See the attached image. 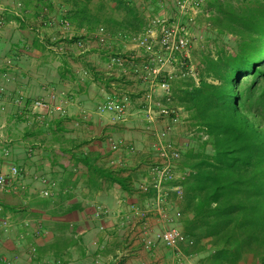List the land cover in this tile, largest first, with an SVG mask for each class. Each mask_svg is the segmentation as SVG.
Here are the masks:
<instances>
[{
    "label": "crops",
    "instance_id": "1",
    "mask_svg": "<svg viewBox=\"0 0 264 264\" xmlns=\"http://www.w3.org/2000/svg\"><path fill=\"white\" fill-rule=\"evenodd\" d=\"M57 1L3 0L2 4L0 137L10 139L9 144H3L10 154L3 156L0 144V172L7 173L10 165L20 172L16 191L0 190V221L9 223L7 229L0 227V264H35L45 258H55L60 264H98L100 258V264H111L117 256L124 264H178L162 245L153 252L144 251L136 239L135 224L125 221L130 216L129 204L145 207L150 199L139 193L135 184L151 178L149 167L156 157L150 140L155 142V137L145 119L146 83L132 70L124 72L110 65L109 60L111 56H134L142 70L144 54L119 40H110L108 46L98 45L88 33L100 26L92 31L78 28L70 20L76 8L64 0ZM142 3L138 9L147 14L151 7ZM89 8L93 10L92 5ZM201 17L198 14L197 24L191 26L193 37ZM51 18L66 19L70 32L60 24L43 26L42 21ZM51 38L56 41L52 43ZM201 39L202 47L210 45L206 36ZM80 40L84 47L77 49L75 42ZM192 58L191 54V62ZM189 80L177 77L172 88ZM52 94L57 100L51 103L63 105L64 114L55 113L47 125L24 118L32 101H50ZM107 96L127 99L125 121L114 122L112 113L95 112ZM155 99L164 101L161 92ZM187 117L184 111L173 127V140L189 141L193 128ZM182 125L188 130L180 137L176 129ZM111 140L120 145L116 151L109 148ZM80 157L85 161L78 163ZM111 161L121 162L122 167L112 169ZM86 163L112 172L125 182L129 192L118 183L105 182L99 189L92 186ZM41 177L54 185L41 183ZM44 189L51 191L49 198L40 197ZM96 205L109 209L110 216L94 220ZM149 222L152 231L160 229L155 218ZM38 226L46 231L41 238L34 237ZM31 246L36 248V258L28 260ZM16 255L18 260L14 259ZM185 264H197L196 257L188 256Z\"/></svg>",
    "mask_w": 264,
    "mask_h": 264
},
{
    "label": "trees",
    "instance_id": "2",
    "mask_svg": "<svg viewBox=\"0 0 264 264\" xmlns=\"http://www.w3.org/2000/svg\"><path fill=\"white\" fill-rule=\"evenodd\" d=\"M93 1L64 0L76 8L70 20L78 28L130 37L148 22L131 0ZM207 10L210 45L200 52L198 82L172 88L193 128L179 161V227L188 240L180 247L197 264H264V0H208ZM84 165L97 189L127 188L112 172Z\"/></svg>",
    "mask_w": 264,
    "mask_h": 264
},
{
    "label": "built area",
    "instance_id": "3",
    "mask_svg": "<svg viewBox=\"0 0 264 264\" xmlns=\"http://www.w3.org/2000/svg\"><path fill=\"white\" fill-rule=\"evenodd\" d=\"M58 3L57 0H51ZM144 5L163 11L166 8L167 0H142ZM175 14L173 17L166 16L163 13L150 16L143 31L135 36L123 37L121 35H111L103 27L96 31L88 33L96 39L98 45L108 46L110 40H119L129 43L135 48L140 49L145 58V65L141 70L134 62L135 57L111 56L109 64L120 67L124 72L132 70L134 76L146 83V117L149 124L148 129L155 137L153 145L155 151V161L149 167L150 180H140L135 184L139 193L147 194L151 190L153 196L148 199L145 207L129 204L130 216L125 221L129 225L135 224V236L146 252H153L157 245H162L164 252L174 259L178 264H185L188 256L182 251L180 245L188 243L187 238L178 227L182 218L181 207L184 202V189L181 182L184 174L179 170V161L183 148L188 141L178 142L173 140L174 126L181 119L184 110L181 106L172 105V82L177 78L189 77L195 83L198 82L197 66L191 62V50L194 37L191 33V26L195 24L196 17L205 9L207 16L208 0H171ZM2 4L0 0V28L4 26L2 17ZM43 26H52L60 24L66 31L70 32V24L66 19L59 21L51 18L42 21ZM202 38V35L199 36ZM50 41L54 43L55 38ZM77 49H82L84 43L75 42ZM59 50L62 47L58 48ZM170 67V69L168 68ZM172 68V69H171ZM178 69V71H177ZM177 72V73H176ZM161 92L164 101L155 99V94ZM57 100L55 94L51 95V100H34L31 103L30 112L24 116L27 121L30 117L41 124L47 125L48 120L55 114H64L63 105L52 104ZM21 99H18L20 104ZM127 99L125 97L107 96L104 103L99 105L95 112L99 115L112 113L114 122H123L126 120ZM162 124L161 128L157 123ZM8 137H0L2 145V155L7 157L10 149L3 144H9ZM111 151L119 148L117 141H109ZM112 169H119L122 163L111 161ZM19 169L15 165H10L7 173L0 172V190L16 191ZM41 183L54 185L47 177L40 178ZM42 198H49L51 191L44 189L39 193ZM1 210V208H0ZM109 209L96 205L93 218L96 221L109 217ZM155 218L160 225V229L152 231L150 219ZM27 225V223H25ZM0 227L7 229L9 223L7 220L0 221ZM103 228L101 224L98 225ZM45 230L38 226L34 232V237L41 238L45 235ZM28 260L36 258V248L31 246L28 250ZM15 260L19 256L14 257ZM5 261V260H4ZM7 262V261H6ZM102 260L98 258L96 263L100 264ZM35 264H60L55 258L40 259ZM102 264H110L104 262ZM111 264H124L120 256L112 259Z\"/></svg>",
    "mask_w": 264,
    "mask_h": 264
},
{
    "label": "rangeland",
    "instance_id": "4",
    "mask_svg": "<svg viewBox=\"0 0 264 264\" xmlns=\"http://www.w3.org/2000/svg\"><path fill=\"white\" fill-rule=\"evenodd\" d=\"M134 4H136L137 6H139L141 3H140V1L141 0H131ZM95 2H97V0H94L93 1V3H95ZM142 4H144V3H142ZM147 9V8H146ZM149 11H147V14L145 13V15L147 16H153V15H157V14H161V13H163V14H165L166 16H169V17H173L174 16V14H175V10H174V8H173V5H172V2H171V0H167V5H166V8H165V10H163V11H157V10H155V9H148ZM206 10V9H205ZM205 10L201 13L202 14V17H201V19L199 20V23H198V25H199V27H194V29H196L197 31H198V33H195V31H194V34H195V36H194V38H195V40L193 41V46H192V50H191V54L193 55V58H192V60H194V61H192L196 66H197V64L199 63V61H200V52H201V50H203V48L204 47H206V46H203L202 47V44L199 42L200 41V39H199V35H202V39H204L205 38V36H208V37H210L211 36V33L208 31V29H207V25H206V21H205V18H206V13H205ZM208 11V10H207ZM196 24H197V22H196ZM196 26V25H195ZM205 35V36H204ZM201 39V40H202ZM157 125H158V127L159 128H161V126H162V124L160 123V122H158L157 123ZM187 128V127H186ZM186 128H184V126L182 125V127H180V128H178V130L176 129V134L179 132V135H180V137L181 136H183L184 135V133L188 130V129H186ZM148 131V130H147ZM174 133H175V129H174ZM148 141V140H147ZM151 141V143L152 144H154L155 142L153 141V140H150ZM154 142V143H153ZM144 201V203L146 202V200H143Z\"/></svg>",
    "mask_w": 264,
    "mask_h": 264
}]
</instances>
